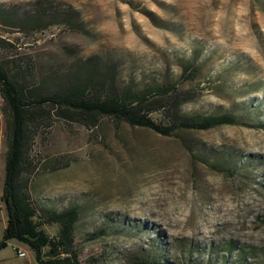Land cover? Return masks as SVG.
I'll return each instance as SVG.
<instances>
[{"label":"rangeland","instance_id":"obj_1","mask_svg":"<svg viewBox=\"0 0 264 264\" xmlns=\"http://www.w3.org/2000/svg\"><path fill=\"white\" fill-rule=\"evenodd\" d=\"M35 1L0 0V7L28 10ZM55 1L78 9L90 34L59 25L24 35L0 24V61L12 74L39 78L98 55L119 63L122 88L176 83L190 99L183 113H231L237 123L163 136L47 109L30 154L36 205L79 212L83 261L133 264L159 244L175 264H264V0ZM191 64L197 68L185 73ZM6 130L0 100V241L8 221ZM0 259L38 264L18 241Z\"/></svg>","mask_w":264,"mask_h":264},{"label":"trees","instance_id":"obj_2","mask_svg":"<svg viewBox=\"0 0 264 264\" xmlns=\"http://www.w3.org/2000/svg\"><path fill=\"white\" fill-rule=\"evenodd\" d=\"M31 5L28 10L15 5L0 7V24L24 35L59 25L75 33L90 34L81 12L72 5L55 0H37ZM191 68L194 71L197 67L191 64L185 73ZM119 75L117 61L98 55L76 62L67 71L50 72L39 78L25 72L12 74L0 61V100L7 119L2 201L8 216L0 253L9 242L18 241L31 248L38 264H106L95 257L82 260L75 240L79 221L76 209L58 212L38 207L31 195L30 177L36 168L30 159L33 131L49 118L47 109L55 110L59 117H76L86 124L95 125L98 118L107 117L163 136H172L179 130L206 131L237 123L231 113H183L182 107L190 99H183L186 95L176 83L122 88ZM47 226H57L56 234L50 235ZM94 238L89 236V240ZM166 253L165 246L158 244L148 253L137 254L133 264H175Z\"/></svg>","mask_w":264,"mask_h":264},{"label":"built area","instance_id":"obj_3","mask_svg":"<svg viewBox=\"0 0 264 264\" xmlns=\"http://www.w3.org/2000/svg\"><path fill=\"white\" fill-rule=\"evenodd\" d=\"M16 251H17V254H18V256L19 257H27V253L26 252H24V251H21V250H19V249H16Z\"/></svg>","mask_w":264,"mask_h":264}]
</instances>
